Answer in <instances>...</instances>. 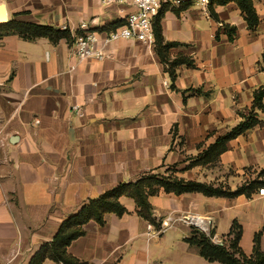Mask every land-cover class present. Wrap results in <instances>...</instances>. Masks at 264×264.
I'll use <instances>...</instances> for the list:
<instances>
[{"label": "crops", "instance_id": "0c3cea01", "mask_svg": "<svg viewBox=\"0 0 264 264\" xmlns=\"http://www.w3.org/2000/svg\"><path fill=\"white\" fill-rule=\"evenodd\" d=\"M101 2L0 0L9 20L66 28L72 38L136 12L131 3ZM184 6L162 10L164 40L179 44L170 59L194 62L178 67L174 82L154 45L120 41L105 49L104 60L82 62L64 40H0V264H29L91 200L148 175L168 176L174 166L179 179L232 192L262 185L250 198L233 199L160 190L149 199L155 226L122 198L127 212L107 215L103 226L86 224L68 254L83 264H220L185 242L188 217L207 222L217 241L236 221L242 252L250 257L260 234L264 253V111L216 163L185 170L242 121L264 87V0L254 3V30L234 3L214 8L218 20L208 7ZM224 26L236 28L233 40Z\"/></svg>", "mask_w": 264, "mask_h": 264}, {"label": "trees", "instance_id": "16d2710c", "mask_svg": "<svg viewBox=\"0 0 264 264\" xmlns=\"http://www.w3.org/2000/svg\"><path fill=\"white\" fill-rule=\"evenodd\" d=\"M256 0H210L208 9L211 16L218 20L214 11L216 6H226L230 3L237 5L247 26L254 30L260 23L259 17L254 7ZM185 4V3H184ZM185 8L186 6H184ZM164 8V7H163ZM163 10V9H162ZM153 21V31L155 38V51L165 70L170 75L173 82L176 80V70L178 67L186 65L194 67V62L190 58L177 57L174 60L169 57V50L178 47L177 43H166L162 34L161 21L163 11ZM16 17V15L14 16ZM124 22H118L99 31H112L121 27ZM230 40L236 32V28L224 26ZM82 36L83 33L78 34ZM9 36H17L20 39L33 42L39 39H47L53 45L61 41L73 44L75 38H72L70 32L63 31L52 26L37 25L31 23H22L14 19L7 24L0 26V40ZM264 64V53H263ZM264 70V67H263ZM195 93H199L195 91ZM264 111V87L254 93V101L247 115H241L242 121L225 136L208 147V149L198 158L192 159L185 170L197 166H206L216 163L220 156L227 150V144L237 139L239 136L252 130L259 124L258 112ZM175 168V166H174ZM158 176L148 175L136 183L121 184L112 190L101 195L95 200H91L76 215L68 218L59 228L53 241L40 248L33 256L29 264H44L46 261H52L57 264H83L68 254V247L77 239L85 235L84 227L89 222H95L100 226L105 224L107 215L123 216L127 211L121 203L122 198L131 199L135 202L138 209V215L148 221L151 225H156L153 218V208L149 199L160 190L167 195L180 197L187 194H201L205 197L237 198L245 196L250 198L255 190L262 184L252 182L248 186H242L236 191L224 190L222 187H214L205 183L185 181L173 175ZM190 236L185 242L193 249L198 251L199 256L210 263L220 264H264V253L260 249V234L254 239L253 253L247 257L239 247L242 236L241 226L234 221L230 233L223 240L222 246L214 243L215 232L212 230L207 235L196 228H191Z\"/></svg>", "mask_w": 264, "mask_h": 264}, {"label": "built area", "instance_id": "2783aa9c", "mask_svg": "<svg viewBox=\"0 0 264 264\" xmlns=\"http://www.w3.org/2000/svg\"><path fill=\"white\" fill-rule=\"evenodd\" d=\"M210 0H102V6H110L112 4L131 3L136 9L126 17L124 24L112 31H98L84 33L82 36L75 38L73 43V54L79 61L97 60L102 61L106 58L105 49L120 41H133L152 46L155 43L153 21L159 15L164 6L174 5L182 6L186 2H193L199 6L207 8ZM85 29V25H82ZM63 31L66 28L62 29ZM76 113L82 117L80 108H73ZM264 195V189L260 191ZM187 224L196 225L191 217L186 218ZM186 224V225H187ZM200 229L210 231V226L206 222V227Z\"/></svg>", "mask_w": 264, "mask_h": 264}, {"label": "water", "instance_id": "95a60500", "mask_svg": "<svg viewBox=\"0 0 264 264\" xmlns=\"http://www.w3.org/2000/svg\"><path fill=\"white\" fill-rule=\"evenodd\" d=\"M9 21V13L7 7L4 4L0 3V26L7 24ZM214 243L222 246V242L217 241Z\"/></svg>", "mask_w": 264, "mask_h": 264}, {"label": "rangeland", "instance_id": "374dc122", "mask_svg": "<svg viewBox=\"0 0 264 264\" xmlns=\"http://www.w3.org/2000/svg\"><path fill=\"white\" fill-rule=\"evenodd\" d=\"M174 169V167H172V169H169V170H167L165 173H167L168 175H171L172 173H175L176 171H174L173 170ZM185 224H187L186 222H185V220H182ZM187 226H189L190 228H196L197 230H199V231H201V232H203V233H205V234H209L210 233V231H204V230H202V229H200L199 227H196V226H194V225H191V224H187ZM192 230V229H191ZM214 240V242H217V240H215V238L213 239ZM219 242H222L223 243V241H219Z\"/></svg>", "mask_w": 264, "mask_h": 264}, {"label": "bare ground", "instance_id": "6f19581e", "mask_svg": "<svg viewBox=\"0 0 264 264\" xmlns=\"http://www.w3.org/2000/svg\"><path fill=\"white\" fill-rule=\"evenodd\" d=\"M192 221L198 225L199 227H202V228H205L206 227V223L203 219H200V218H193L191 217Z\"/></svg>", "mask_w": 264, "mask_h": 264}]
</instances>
